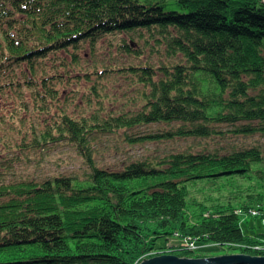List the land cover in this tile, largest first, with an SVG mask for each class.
<instances>
[{
  "label": "trees",
  "instance_id": "16d2710c",
  "mask_svg": "<svg viewBox=\"0 0 264 264\" xmlns=\"http://www.w3.org/2000/svg\"><path fill=\"white\" fill-rule=\"evenodd\" d=\"M113 78L128 84L111 102ZM108 135L183 147L99 165L94 142ZM56 144L85 169L13 171ZM219 179L249 188L217 203L189 195ZM253 204L264 205V0H0V264L264 255V233L245 234L236 209ZM176 233L196 249L157 246Z\"/></svg>",
  "mask_w": 264,
  "mask_h": 264
},
{
  "label": "rangeland",
  "instance_id": "374dc122",
  "mask_svg": "<svg viewBox=\"0 0 264 264\" xmlns=\"http://www.w3.org/2000/svg\"><path fill=\"white\" fill-rule=\"evenodd\" d=\"M127 82L123 81L121 78L115 79L113 78L112 82L109 84L108 88L104 90L106 94H108L107 98H112L111 102L114 101V97L112 93L119 91H125L127 86ZM85 85L81 87L83 88ZM114 91V92H113ZM129 91V90H128ZM122 96H119L118 106L124 104V98L121 99ZM80 104L82 105L81 111H88L87 106H85L81 100L78 99ZM117 103V102H116ZM69 110H72V106H68ZM36 111H29V118L34 116ZM180 141H172L165 143H146V144H128L121 137H115V135H108L98 137V139L94 142L95 147V160L99 165H110V166H119L122 162H127L130 159H144L145 157H152L153 155H157V153L164 152L170 147H180ZM211 145V144H210ZM183 146L181 145L180 148ZM48 148V149H47ZM45 151L39 150L38 152H33L30 155L32 159L30 163L27 164H15L13 171L18 174L29 173L30 176L37 177H47L50 175H54L60 172L65 173H77L81 172L85 169L84 160L81 155L78 154L76 149L72 146L66 144H56L48 146ZM227 181V179H219L216 182H205L204 180L194 181L189 184V195L191 198L197 201L211 202L217 203L218 201L225 200L227 197L234 196L238 197L241 194H244L246 190L249 188V183L245 180H237V183L233 181ZM212 183V184H211ZM235 188V189H234ZM242 190L243 192H238ZM237 191V192H232ZM252 208H242L236 207V209H240V223L241 227L245 234L254 236L257 238L258 234L264 233V205H258L260 208L258 209L255 204ZM177 233L175 236L166 239H159L157 241V246H169L171 243L179 242L188 243L191 248L196 249L193 245L194 241H190L186 238L178 239ZM174 238L179 241H174ZM180 238V237H179ZM260 242L263 244L264 239L259 238ZM190 242V243H189ZM206 245H210L207 243ZM233 247H224L222 249L215 250H197V253H206L209 256L210 254H230L232 253ZM158 254H155V256ZM153 257V256H152ZM150 257H145L141 260L147 259Z\"/></svg>",
  "mask_w": 264,
  "mask_h": 264
},
{
  "label": "water",
  "instance_id": "95a60500",
  "mask_svg": "<svg viewBox=\"0 0 264 264\" xmlns=\"http://www.w3.org/2000/svg\"><path fill=\"white\" fill-rule=\"evenodd\" d=\"M139 264H264V255L217 254L202 257H179L165 253L144 259Z\"/></svg>",
  "mask_w": 264,
  "mask_h": 264
},
{
  "label": "bare ground",
  "instance_id": "6f19581e",
  "mask_svg": "<svg viewBox=\"0 0 264 264\" xmlns=\"http://www.w3.org/2000/svg\"><path fill=\"white\" fill-rule=\"evenodd\" d=\"M240 226H241V223H240ZM242 228V227H241ZM262 240H263V238H262ZM173 243H171V245H172ZM232 247H234V248H238V245H234V246H232ZM240 248H242V247H240ZM243 248H245V247H243ZM192 249V248H191ZM168 254V253H167ZM230 254H249V253H246V252H241L240 251V249H237V250H234V251H232V253H230ZM249 255H252V254H249ZM140 262H142V260H139V262H137V264H139Z\"/></svg>",
  "mask_w": 264,
  "mask_h": 264
}]
</instances>
